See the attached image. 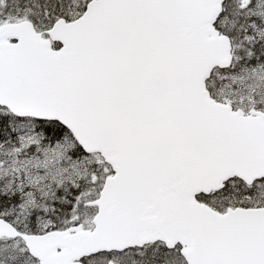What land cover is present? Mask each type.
I'll return each mask as SVG.
<instances>
[{
  "label": "snow or ice",
  "instance_id": "6c2138e0",
  "mask_svg": "<svg viewBox=\"0 0 264 264\" xmlns=\"http://www.w3.org/2000/svg\"><path fill=\"white\" fill-rule=\"evenodd\" d=\"M0 264H264V0H0Z\"/></svg>",
  "mask_w": 264,
  "mask_h": 264
}]
</instances>
